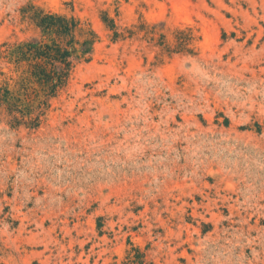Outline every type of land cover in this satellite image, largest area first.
<instances>
[{
  "label": "rangeland",
  "instance_id": "374dc122",
  "mask_svg": "<svg viewBox=\"0 0 264 264\" xmlns=\"http://www.w3.org/2000/svg\"><path fill=\"white\" fill-rule=\"evenodd\" d=\"M39 12L94 44L34 127ZM0 100V264H264V0H0Z\"/></svg>",
  "mask_w": 264,
  "mask_h": 264
},
{
  "label": "trees",
  "instance_id": "16d2710c",
  "mask_svg": "<svg viewBox=\"0 0 264 264\" xmlns=\"http://www.w3.org/2000/svg\"><path fill=\"white\" fill-rule=\"evenodd\" d=\"M34 22L42 39L10 47L5 57L10 58L16 68L27 67L13 104L28 113L26 124L35 127L50 108L51 100L69 84L76 65L82 60L89 61L94 41L78 39L80 22L74 17L39 12ZM110 27L114 28L113 22ZM6 93L10 92L6 90ZM2 103L4 101L0 100V106ZM35 114L37 117L33 118Z\"/></svg>",
  "mask_w": 264,
  "mask_h": 264
}]
</instances>
